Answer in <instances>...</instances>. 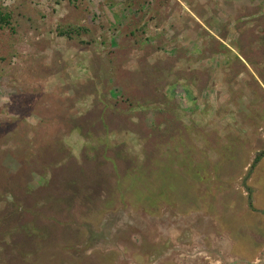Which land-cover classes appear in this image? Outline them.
Listing matches in <instances>:
<instances>
[{"label": "rangeland", "instance_id": "obj_1", "mask_svg": "<svg viewBox=\"0 0 264 264\" xmlns=\"http://www.w3.org/2000/svg\"><path fill=\"white\" fill-rule=\"evenodd\" d=\"M0 11V264H264V0Z\"/></svg>", "mask_w": 264, "mask_h": 264}, {"label": "trees", "instance_id": "obj_2", "mask_svg": "<svg viewBox=\"0 0 264 264\" xmlns=\"http://www.w3.org/2000/svg\"><path fill=\"white\" fill-rule=\"evenodd\" d=\"M11 16H10V13L9 12H3V11H0V30L4 29V28H8L10 23H11ZM11 30H13L12 28H10ZM67 34V32L65 30H62L60 32V34ZM264 156V151L263 152H260L259 154H257L253 161H252V164L250 165V169L249 171L255 167V165L260 161V159ZM246 189L248 191V206L250 208H253V205H252V201H251V190L252 188L250 186H246Z\"/></svg>", "mask_w": 264, "mask_h": 264}]
</instances>
